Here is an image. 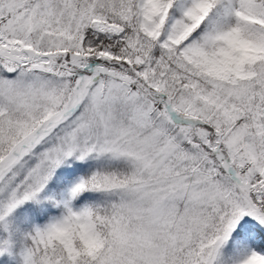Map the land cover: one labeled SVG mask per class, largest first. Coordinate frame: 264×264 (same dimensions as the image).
Listing matches in <instances>:
<instances>
[{
    "label": "snow or ice",
    "instance_id": "6c2138e0",
    "mask_svg": "<svg viewBox=\"0 0 264 264\" xmlns=\"http://www.w3.org/2000/svg\"><path fill=\"white\" fill-rule=\"evenodd\" d=\"M0 264H264V0H0Z\"/></svg>",
    "mask_w": 264,
    "mask_h": 264
}]
</instances>
